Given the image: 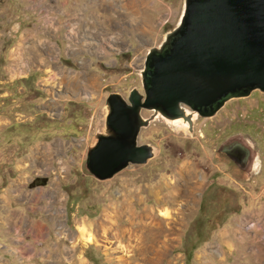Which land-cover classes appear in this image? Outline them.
Segmentation results:
<instances>
[{
	"label": "rangeland",
	"instance_id": "rangeland-1",
	"mask_svg": "<svg viewBox=\"0 0 264 264\" xmlns=\"http://www.w3.org/2000/svg\"><path fill=\"white\" fill-rule=\"evenodd\" d=\"M40 1L0 0V102H5L0 112L9 110V98L20 103L18 117L12 113L15 108L9 110L11 127L0 131V150L15 154L10 155L9 178L1 174L0 264H72L80 254L85 264H118L115 257L124 252L107 254L101 241L79 242V226L86 225L101 239L103 232L95 226L113 201L121 207L125 199L134 200L139 212L176 209L174 183L196 188V199L191 207L182 206L185 215L158 264H264V91L229 98L210 117L195 112L192 128L183 118L171 120L142 110L150 124L142 128L138 143H149L154 156L99 179L88 169L87 158L97 134L106 128L107 98L113 92L127 98L134 88L143 92L141 70L149 48L160 46L179 24L186 0L156 1L154 7L161 4L163 16L157 25L137 28L140 36L131 42L124 36L131 28L115 26L116 38L105 45L110 55L82 56L94 62L89 69L100 75V91L82 100H58L62 112L55 118L47 115L52 96L39 83L43 72L30 71L25 93L19 90L21 80L13 86L7 83L4 69L14 25L24 24L19 21L29 15L25 7ZM151 1L145 4L151 7ZM116 6L121 10L123 4ZM169 14L172 19L164 23ZM53 90L55 97L74 95L63 85ZM234 140L248 151L245 164L232 160L225 150ZM15 162H26V168L15 170ZM38 177L48 182L31 187ZM133 188L137 196H132Z\"/></svg>",
	"mask_w": 264,
	"mask_h": 264
},
{
	"label": "water",
	"instance_id": "water-1",
	"mask_svg": "<svg viewBox=\"0 0 264 264\" xmlns=\"http://www.w3.org/2000/svg\"><path fill=\"white\" fill-rule=\"evenodd\" d=\"M143 92L125 98L110 93L106 132L88 151L87 167L107 179L129 164L154 156L150 144L139 145L140 129L156 115L183 118L192 128V112L215 113L233 96L264 91V0H186L179 24L160 46L149 48L141 70ZM38 182L46 184L47 177Z\"/></svg>",
	"mask_w": 264,
	"mask_h": 264
},
{
	"label": "crops",
	"instance_id": "crops-1",
	"mask_svg": "<svg viewBox=\"0 0 264 264\" xmlns=\"http://www.w3.org/2000/svg\"><path fill=\"white\" fill-rule=\"evenodd\" d=\"M147 1L149 0H58L53 3L41 0L38 3H29L25 7L29 15L25 14V18L19 21L24 24L17 25L16 23L14 34L10 36L12 41L8 49V66L4 67L7 72V83L13 86L21 80L23 85L19 86V90L26 93L24 81L28 80L30 71L34 69L43 72L44 76L39 79V83L52 96V99L48 101L51 105L46 110L47 115L54 118L62 112L58 100L62 98L82 100L91 94L95 96L102 84L98 79L100 75L89 69L94 62L82 56L96 59L108 55L109 51L105 45L116 38L112 35L115 26L131 28L124 35L131 42L133 38L140 36L136 31L137 28L157 25L156 20L163 14H160L161 4L154 7V3L156 1L160 3V0H152L151 7L145 4ZM117 2L123 4L121 10L116 6ZM170 19L172 16L169 14L164 19V23ZM154 20L155 22H150ZM141 32L143 33L144 30L141 29ZM97 38L100 44H96ZM61 41H64L67 46L60 44ZM62 60L68 63H63ZM70 78L72 80H68ZM60 85L69 88L74 95L55 97L53 88ZM8 95H12V92H8ZM9 100V110L15 108V112L12 113L17 116L16 107H20V103L13 97ZM2 105H5L4 101L0 102V107ZM9 110L0 112V123H4L2 126L0 124L2 132L11 127L13 123L10 119L12 113ZM39 112H44V109L40 107ZM6 113L8 116L5 115ZM29 119L34 120L35 118L29 116ZM7 150H9L8 155L0 150V186L2 185L1 174L9 178L11 172L8 165L10 155L15 156L14 151L8 148ZM15 163L18 165H15V170L26 168V162ZM36 228H40V225L36 224Z\"/></svg>",
	"mask_w": 264,
	"mask_h": 264
},
{
	"label": "bare ground",
	"instance_id": "bare-ground-1",
	"mask_svg": "<svg viewBox=\"0 0 264 264\" xmlns=\"http://www.w3.org/2000/svg\"><path fill=\"white\" fill-rule=\"evenodd\" d=\"M193 114L196 116L195 112ZM174 185L171 193L179 203L176 209L161 208L159 214L153 209L139 212L133 206L134 200L125 199L121 207L113 201L111 210H108L95 226L97 231L103 232L101 239L86 225H81L77 240L83 241L84 244L101 241L106 246L107 254L124 252L123 255L115 257L118 264H158L173 242L170 235L176 230V223L185 215L182 208L191 207L196 199V188L187 185L182 187L177 183ZM137 195L138 190L133 188L132 196ZM120 219L127 220L128 223H123ZM110 244L113 246L110 247ZM72 264H85L84 255L80 254Z\"/></svg>",
	"mask_w": 264,
	"mask_h": 264
},
{
	"label": "flooded vegetation",
	"instance_id": "flooded-vegetation-1",
	"mask_svg": "<svg viewBox=\"0 0 264 264\" xmlns=\"http://www.w3.org/2000/svg\"><path fill=\"white\" fill-rule=\"evenodd\" d=\"M129 96V95H128ZM234 97V96H233ZM128 98V97H127ZM230 98H232V97H230ZM222 107V106H221ZM186 110H185V112H186V114H192V115H194L193 113L194 112H192V109L190 108L189 109V107H186L185 108ZM143 110H146V109H143ZM147 110H150V109H147ZM219 110V109H218ZM188 111H189V113H188ZM155 112V111H154ZM217 112V111H216ZM215 112V113H216ZM215 113H212V112H205V111H203L202 113H199V115H201V116H213ZM155 114H156V112H155ZM195 116V115H194ZM144 117V116H143ZM193 117V116H192ZM195 118V117H194ZM194 118H193V121H194ZM197 118V117H196ZM146 119H149V118H146ZM149 124H150V122H149ZM148 124V125H149ZM148 125H146V126H148ZM193 125V124H192ZM146 126H144V127H146ZM143 128V127H142ZM142 128L140 129V132H139V135H140V133H141V130H142ZM106 129V128H105ZM99 133H105V134H109V133H107L106 132V130L105 131H103V132H99ZM110 135V134H109ZM139 135H138V137H139ZM98 141V140H97ZM236 140H234L233 142H231L230 144H228V147H226V152H227V154H229V156L232 158V160H234V161H236V162H238V163H243V164H245L246 163V160H247V153H248V151L244 148V147H242V146H240L239 145V143H237V142H235ZM96 144H97V142H96ZM96 144L94 145V146H96ZM139 145H145V144H149V143H146V142H143V143H138ZM93 146V147H94ZM39 178V177H38ZM38 178H36L35 180H33V182H37V181H40ZM32 182V183H33Z\"/></svg>",
	"mask_w": 264,
	"mask_h": 264
}]
</instances>
